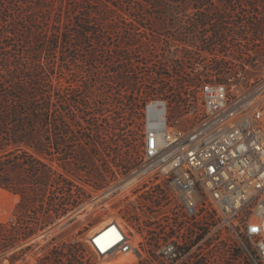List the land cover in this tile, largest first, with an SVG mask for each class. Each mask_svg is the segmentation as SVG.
<instances>
[{
  "label": "built area",
  "instance_id": "built-area-1",
  "mask_svg": "<svg viewBox=\"0 0 264 264\" xmlns=\"http://www.w3.org/2000/svg\"><path fill=\"white\" fill-rule=\"evenodd\" d=\"M211 2L194 8L188 30L198 41L175 38L182 49L165 88L119 119L116 127L138 116L140 138L87 192L111 218L81 239L88 256L65 257L264 264V0ZM65 183L71 192L74 182ZM19 206H0V264H46L45 227L22 237Z\"/></svg>",
  "mask_w": 264,
  "mask_h": 264
},
{
  "label": "rangeland",
  "instance_id": "rangeland-1",
  "mask_svg": "<svg viewBox=\"0 0 264 264\" xmlns=\"http://www.w3.org/2000/svg\"><path fill=\"white\" fill-rule=\"evenodd\" d=\"M78 1L81 0H77V3L82 4V6L85 2L93 4L99 3L95 4L96 6L94 7L96 9L99 8L97 11L104 15L105 35H91L87 40H78V36H76L78 29L72 25V22L75 19L74 15L79 10V7H72L74 0H67L65 5H63L65 7H61L64 11L63 18L65 20L62 31L64 33L63 37L66 38L59 42L56 53H54L53 49L46 46V42H41L39 45V47H43L44 49L42 57L46 58L50 56L56 64V70H54L53 73L56 75V81L59 86L60 100L56 102L58 107H61V113L64 114L62 107H64L67 101H70L68 97L70 90L73 91V101H89L88 103L91 107L90 122L92 125L88 129L92 131V139L99 137L105 141L103 145L100 146L98 155L91 154L90 146L93 147L95 144L94 140L86 144L89 148L87 153L91 155L92 159L85 163L78 162L76 158L67 160L63 147L64 143H62L59 149L60 159L55 165L58 168L59 175L52 180L53 185L56 186L58 184L59 186L49 187L46 194L58 196L61 193L68 192L65 188L66 185L64 181L72 180L75 187L71 189L70 193L74 195L75 199L81 196H87V192L90 190L89 182L91 180H99L101 175H108V171L113 172V168L119 165L126 156L130 157L132 152L131 145H135L141 134L140 119L138 116L127 119L120 127L109 126L110 123L112 124L114 122L112 118L113 113L119 112V108L117 107V100L119 98H117L116 95L127 94V91H125L124 88L120 89V86L114 83V74L112 72L108 73L106 68L90 67L88 65L89 62L94 58L97 61L105 59L107 64L113 63L116 59L114 56V49L117 47L121 49L122 55L128 54L134 56L135 52L132 50L141 47L143 51L142 55L147 59H172V53L177 49H182L181 47L176 48L172 46L176 44L175 38L185 37L190 42L195 40L192 34L185 35L183 33L187 29L193 30V24L196 21L194 7L188 5V3L194 2L195 0ZM201 1L210 2L211 0ZM21 3H24V1L5 0L4 3L1 2L2 11L3 14L6 15L8 24L6 25L5 19L0 21V35H4L7 49L12 47L10 49L13 54L24 56L23 54L29 52L30 47L33 45V41L30 40L31 37L25 39L27 37V22L19 10ZM46 4L59 7L60 0H48ZM69 4H71V7H69ZM195 9H197V7H195ZM161 13H169L178 19L176 23L169 20H166L167 24H163L161 21L160 23L159 15ZM162 17H164V15H162ZM37 18V21L40 22L43 15L39 14ZM93 19L95 20L98 18L94 16ZM74 21H78V19ZM140 23L142 26H139ZM6 33L7 36H5ZM38 34L43 38V41H46L48 34L45 30L41 33L38 30L37 35ZM133 37L136 42L130 46L124 38L132 39ZM25 40L29 41L26 42ZM192 43H195V41ZM11 45H14V47ZM141 52L138 54H141ZM104 73L105 76L108 75L110 80L109 86H112L111 90L104 85ZM88 80L91 83V92L93 96L85 98L82 85ZM102 92H104L103 99L95 98L101 95ZM144 95L145 94L141 96L144 97ZM102 104L105 105L104 108H102ZM79 107L80 106L75 104V120L78 123L83 120L81 115L82 110L81 107ZM78 125L79 124H74L70 128L72 130L71 135L75 139L81 137V132L83 131V128ZM66 136L67 134L64 132L59 133L61 139H64ZM79 145L80 144H76L74 150L76 154L80 151ZM7 153L8 152L4 150H0L1 160ZM9 161L11 163L13 162L12 159ZM78 166H80V168H76ZM25 183V188L28 189L31 186L30 183H32V180L28 177L25 179ZM26 191V198L28 196L31 197L28 192L29 190ZM43 191V189L40 190L38 192V198L27 206L22 202L19 195L0 187V206L9 212L8 210L11 205L17 202L20 203V211L24 217V227L20 233L22 237L24 234L28 233V229H30L31 226L41 225V228L45 227L46 237L44 246L46 247V252L49 254L46 264H56L55 249L62 244H64L65 251L63 254L64 263L73 264V257L65 256L72 254L68 251L70 250V245H73L76 240L77 229L82 230L84 225H88L87 230L81 236V239H86L87 236L104 221L107 212L91 205L89 199L84 205L72 208L65 216H56L55 213L48 214L41 208ZM83 240L81 241L83 242ZM84 255L88 256L89 253L86 252ZM86 259L89 260L91 264H106L102 263V259H99V257H86ZM116 263L118 262H115V264ZM146 263L148 262L143 261L139 264ZM110 264H113V262Z\"/></svg>",
  "mask_w": 264,
  "mask_h": 264
},
{
  "label": "trees",
  "instance_id": "trees-1",
  "mask_svg": "<svg viewBox=\"0 0 264 264\" xmlns=\"http://www.w3.org/2000/svg\"><path fill=\"white\" fill-rule=\"evenodd\" d=\"M23 1L19 10L27 22V37L25 39L31 37L30 40L33 41L29 52L23 54L24 56L13 54L10 49L12 47L7 49L5 45L4 35H0V150L8 152L2 160L0 157V187L19 195L27 206L38 198V192L43 189L41 208L48 214L55 213L56 216H65L72 208L84 205L88 201V197L81 196L75 199L74 195L69 192L70 186L65 187L68 192L58 196L46 194L49 187L55 186L52 180L59 175L55 165L60 159L59 149L62 143H64L67 160L76 158L78 162L85 163L91 159L90 154L87 153L89 148L86 144L93 140L94 142L105 141L99 137L92 139V131L88 129L92 125L89 101H73V91L70 90L68 93L70 101H67L62 107L64 114L61 113V107H58L56 102L60 100L59 86L56 75L53 73L56 70V64L52 57H42L44 49L39 47L41 42H46V46L56 53L59 42L66 38L63 37L62 31L65 22L62 8L65 7L63 5L67 0H60L59 7L49 6L46 4L48 0ZM1 2L4 3L5 0H0V21L5 19L7 25V18L3 14ZM95 4L85 2L82 6L77 3V0H74L72 7L78 6L79 10L74 15L78 21H74V19L72 25L78 29L76 34L78 40H87L91 35H105V18L103 13L97 11L99 8L94 7ZM39 14L43 15L40 22L37 21ZM166 14L159 15V22L165 24L166 20H169L176 23L177 17L175 18L169 13ZM94 16L98 19L94 20ZM38 30L40 33L45 30L48 34L46 41H43L39 34L37 35ZM183 34L193 33L187 29ZM124 39L130 46L136 42L134 37ZM180 40L187 41L185 37H181ZM197 41L198 38H195V43ZM11 46L14 47V45ZM114 51L116 59L113 63L107 64L105 59L97 61L93 58L88 64L90 67L106 68L108 73L112 72L114 83L119 85L120 89L124 88L127 91V94L116 95L119 98L117 100L119 112L114 117V122L109 124L112 127L120 125L119 119L124 116V111L129 112L130 116L134 114L140 103L135 100L141 98L142 94L148 96L157 89L165 88L166 79L169 77L167 69L170 62L169 59H147L142 55L141 47L132 50L135 52L134 56L122 55L121 49L118 47ZM140 52L141 54H138ZM109 82L108 75L105 76L104 73V85L111 90L112 86H109ZM82 91L85 92V98L93 96L89 80L83 83ZM103 94L104 92L95 98L103 99ZM75 104L82 110L83 120L80 123L75 120ZM101 106L104 108L105 105ZM74 124H79L78 126L83 128L81 137L77 139L71 135L70 128ZM61 132L67 134L64 139L59 137ZM76 144H80L78 154L74 151ZM10 159L13 160L12 163L9 161ZM80 166L76 168H80ZM28 177L32 183H30V188L26 189L25 179ZM26 190H29L31 197L26 198ZM87 228L88 225L83 226L79 240L70 245L68 252L79 255L86 254L81 236ZM64 252V244L55 249L56 264H65ZM73 264L91 263L86 257H73Z\"/></svg>",
  "mask_w": 264,
  "mask_h": 264
},
{
  "label": "flooded vegetation",
  "instance_id": "flooded-vegetation-1",
  "mask_svg": "<svg viewBox=\"0 0 264 264\" xmlns=\"http://www.w3.org/2000/svg\"><path fill=\"white\" fill-rule=\"evenodd\" d=\"M210 3H213V2H207V1H194V2H190L188 3L189 6H192V7H202L204 5H207V4H210Z\"/></svg>",
  "mask_w": 264,
  "mask_h": 264
},
{
  "label": "bare ground",
  "instance_id": "bare-ground-1",
  "mask_svg": "<svg viewBox=\"0 0 264 264\" xmlns=\"http://www.w3.org/2000/svg\"><path fill=\"white\" fill-rule=\"evenodd\" d=\"M110 218H111V217H106V218L104 219V221H102V222L97 226V228H98V227H101L103 224H105L106 222H108ZM97 228H96V229H97ZM115 262H118V263H116V264H125V263L122 262V261H115ZM115 262H113V264H115Z\"/></svg>",
  "mask_w": 264,
  "mask_h": 264
}]
</instances>
